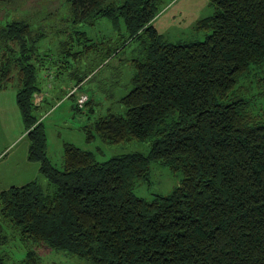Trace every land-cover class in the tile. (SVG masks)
<instances>
[{
  "label": "trees",
  "instance_id": "trees-1",
  "mask_svg": "<svg viewBox=\"0 0 264 264\" xmlns=\"http://www.w3.org/2000/svg\"><path fill=\"white\" fill-rule=\"evenodd\" d=\"M9 1L0 0L7 9L0 16V88L15 72L27 157L48 178L47 186L30 180L0 190L2 221L20 240L88 264H264V119L251 113L252 97L236 91L251 65L264 63V0H210L213 13L196 21L209 29L204 38L174 42L152 23L160 0H62L60 32L90 41L68 24L105 16L113 27L122 20L126 39L139 42L131 86L118 97L124 111L84 124L86 138L95 129L106 141L135 137L150 144L146 153L97 160L64 142L60 167L46 154L32 100L39 89L37 42L46 30H34ZM151 160L182 176L169 192L146 198L134 185L147 177ZM19 264H37L34 252L27 249Z\"/></svg>",
  "mask_w": 264,
  "mask_h": 264
},
{
  "label": "rangeland",
  "instance_id": "rangeland-1",
  "mask_svg": "<svg viewBox=\"0 0 264 264\" xmlns=\"http://www.w3.org/2000/svg\"><path fill=\"white\" fill-rule=\"evenodd\" d=\"M62 0H17L9 1L12 9L17 7V15L29 18L34 30L43 31L38 40L41 59L37 60L36 79L39 89L32 100L37 102L35 115L43 123L46 135V154L57 167L63 162V143L91 150L97 160H104L114 154L149 149V139L130 138L116 142L104 140L95 129L93 137L86 138L84 124H90L98 115L108 111H124L118 97L131 86L134 71L132 61L138 56L137 39L127 40L128 32L121 20L113 27L105 16L71 22L66 28L84 30L86 36L98 44L84 40L77 32H60L65 26L62 21L64 11ZM210 0H160L158 11L152 23L168 41L202 39L209 31L196 26V21L214 11ZM0 6V16L6 12ZM34 32V31H33ZM18 47L17 42H12ZM110 45L114 49L103 59V51ZM83 50L78 56L68 51ZM77 82L79 75L85 74ZM17 79L0 88V190L11 184H22L36 180L43 186L48 178L39 170V161L28 159L29 140L25 122L16 103ZM239 93L252 97L250 111L264 119V63L252 64L249 71L237 83ZM86 95L79 105L77 98ZM79 108H76L75 105ZM182 173L173 170L159 160H151L146 178H140L134 185V192L150 198L156 193H167L178 183ZM0 241V264H19L25 251L34 252L37 264H88L84 260L63 251H55L43 243L22 242L18 233L12 231L2 221Z\"/></svg>",
  "mask_w": 264,
  "mask_h": 264
},
{
  "label": "built area",
  "instance_id": "built-area-1",
  "mask_svg": "<svg viewBox=\"0 0 264 264\" xmlns=\"http://www.w3.org/2000/svg\"><path fill=\"white\" fill-rule=\"evenodd\" d=\"M85 98H86V95H80V96L77 98V101H78L79 105L82 104V102L84 101Z\"/></svg>",
  "mask_w": 264,
  "mask_h": 264
}]
</instances>
